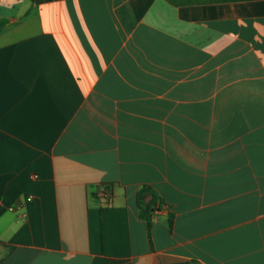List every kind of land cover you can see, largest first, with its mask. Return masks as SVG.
Returning a JSON list of instances; mask_svg holds the SVG:
<instances>
[{
  "label": "crops",
  "instance_id": "crops-1",
  "mask_svg": "<svg viewBox=\"0 0 264 264\" xmlns=\"http://www.w3.org/2000/svg\"><path fill=\"white\" fill-rule=\"evenodd\" d=\"M1 19L0 264H264V0Z\"/></svg>",
  "mask_w": 264,
  "mask_h": 264
},
{
  "label": "trees",
  "instance_id": "trees-1",
  "mask_svg": "<svg viewBox=\"0 0 264 264\" xmlns=\"http://www.w3.org/2000/svg\"><path fill=\"white\" fill-rule=\"evenodd\" d=\"M6 24H7V21L6 20H0V31L6 26ZM142 194H151V195H153L152 194V192L150 191V190H148L147 188H144L143 189V192H142ZM140 206H142L141 204H140ZM150 208V206H147L146 207V209H143V207H141V209H142V213H141V216H142V218H144V219H146V220H149V214H148V209Z\"/></svg>",
  "mask_w": 264,
  "mask_h": 264
},
{
  "label": "built area",
  "instance_id": "built-area-1",
  "mask_svg": "<svg viewBox=\"0 0 264 264\" xmlns=\"http://www.w3.org/2000/svg\"><path fill=\"white\" fill-rule=\"evenodd\" d=\"M10 210H11V211H13V210H14V208H10Z\"/></svg>",
  "mask_w": 264,
  "mask_h": 264
}]
</instances>
